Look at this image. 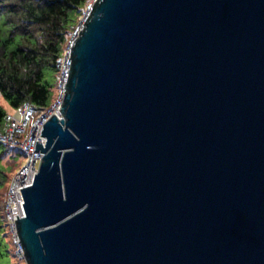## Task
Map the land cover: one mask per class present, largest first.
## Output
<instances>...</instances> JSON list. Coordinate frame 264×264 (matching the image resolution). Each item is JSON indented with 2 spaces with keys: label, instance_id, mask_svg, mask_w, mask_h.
I'll return each mask as SVG.
<instances>
[{
  "label": "water",
  "instance_id": "1",
  "mask_svg": "<svg viewBox=\"0 0 264 264\" xmlns=\"http://www.w3.org/2000/svg\"><path fill=\"white\" fill-rule=\"evenodd\" d=\"M70 59L25 264H264V0H95Z\"/></svg>",
  "mask_w": 264,
  "mask_h": 264
},
{
  "label": "trees",
  "instance_id": "2",
  "mask_svg": "<svg viewBox=\"0 0 264 264\" xmlns=\"http://www.w3.org/2000/svg\"><path fill=\"white\" fill-rule=\"evenodd\" d=\"M88 0H0V100L10 109L24 104L41 111L50 104L45 72L53 71L75 21ZM79 15V14H78ZM6 111L0 104V131ZM0 154H2L0 152Z\"/></svg>",
  "mask_w": 264,
  "mask_h": 264
},
{
  "label": "built area",
  "instance_id": "3",
  "mask_svg": "<svg viewBox=\"0 0 264 264\" xmlns=\"http://www.w3.org/2000/svg\"><path fill=\"white\" fill-rule=\"evenodd\" d=\"M95 0H88V3L79 12L78 20L76 18L75 25L70 32L68 40L65 42L62 52L57 59V91L45 109L37 111L35 108L24 104L18 109H10L6 111L5 128L0 131V143L8 147L19 148L24 155L22 165L14 173L10 186L7 192L6 200L3 204L4 215L2 221L6 227L10 229L13 235L16 255L23 258V248L19 242L17 232L15 229L14 216L12 211V204L17 205L18 209L23 210L22 188L28 187L32 184L35 174L38 172L40 160L43 153L35 151L36 141L45 146L46 139L41 136L43 124L51 117L52 114L60 117L58 107L62 103L65 94V83L70 67V53L74 40L79 37V31L82 30L83 24L91 10Z\"/></svg>",
  "mask_w": 264,
  "mask_h": 264
},
{
  "label": "rangeland",
  "instance_id": "4",
  "mask_svg": "<svg viewBox=\"0 0 264 264\" xmlns=\"http://www.w3.org/2000/svg\"><path fill=\"white\" fill-rule=\"evenodd\" d=\"M78 11H74L70 14L71 19L78 20ZM76 20V21H77ZM6 31V25L0 24V32ZM0 37H3L0 35ZM45 79L50 85V102L54 98L57 91V83L55 73L53 71L45 72ZM5 111H10L6 102L0 100ZM5 128V122L4 126ZM3 128V130H4ZM1 130V131H3ZM0 264H25L24 259L16 255V247L13 239V235L10 229L6 227L2 221L4 215L3 204L6 200L7 192L10 186L11 179L17 169L22 165L24 161V155L19 148L8 147L7 145L0 143Z\"/></svg>",
  "mask_w": 264,
  "mask_h": 264
}]
</instances>
